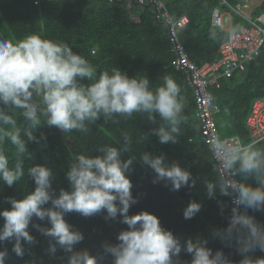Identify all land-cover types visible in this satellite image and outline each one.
<instances>
[{"label": "clouds", "instance_id": "9594fccd", "mask_svg": "<svg viewBox=\"0 0 264 264\" xmlns=\"http://www.w3.org/2000/svg\"><path fill=\"white\" fill-rule=\"evenodd\" d=\"M240 27L232 26L226 39ZM210 36L215 38V32L210 30ZM161 81L153 86L147 76L130 77L119 67L98 71L69 44L35 33L15 42L0 40V182L12 187L27 175L35 185L20 199L5 198L10 207L0 209V245L12 243L11 251L23 258L26 245L38 243L31 225L47 238L49 257L62 253V264H264V257L254 256L264 252V223L250 214L264 212V147L256 140L229 142L217 135L208 142L215 176L202 180L204 191L209 199H217L221 215L229 204L218 197L230 198L226 223L211 229V238L222 248L213 250L200 235L182 240L148 210L130 214L138 203L130 179L137 160L153 173L152 183L163 182L173 192L194 188L200 179L163 152L135 154L136 146L147 142L150 134L160 144H176L182 134L181 87L171 76ZM136 114L152 125L149 132L134 139L122 130L115 145H101L96 154L75 155L65 172L68 189L53 188L55 174L48 164L26 163L33 160L29 142L46 146L47 135L39 131L44 126L64 134H87L89 125L100 118L117 122V117L128 120ZM201 207V202L190 200L184 219L196 216ZM70 213L84 218L104 213L105 221L126 227L115 242L105 240L92 253L78 247L85 235L66 220ZM225 248L234 249L241 259H231ZM8 256L7 247L0 248V264H6ZM27 264L37 261L33 258Z\"/></svg>", "mask_w": 264, "mask_h": 264}, {"label": "trees", "instance_id": "16d2710c", "mask_svg": "<svg viewBox=\"0 0 264 264\" xmlns=\"http://www.w3.org/2000/svg\"><path fill=\"white\" fill-rule=\"evenodd\" d=\"M230 6L241 4L242 0H226ZM165 7L174 18L185 16L187 23L180 29L181 42L194 63L201 65L219 58L220 44L226 39V32L234 25H246L245 20L232 11L220 0H163ZM127 0H51L34 4L32 0H0V40L17 41L28 34H38L44 38L65 42L73 51L84 56L98 71L119 67L130 77L147 76L153 86L160 84L165 75L171 76L181 87L185 99L182 134L176 144H160L155 135L136 146V155L141 151L163 152L169 160H175L182 167L188 168L194 177H200L194 188H181L171 191L163 182L152 183L153 173L142 167L137 160L130 175L133 182V195L138 203L130 208V214L148 210L158 216L163 227L173 231L182 240L197 235L209 240V247L222 248L218 240L211 238V229L226 223L225 216L230 211V198L219 196L218 199L229 204L225 215L220 214L217 199H209L204 191L202 180L213 179L214 163L210 153L202 145L199 121L194 115L195 103L191 87L184 75L175 68V54L167 38V26L156 19L151 6H134L132 13L127 9ZM220 7L230 14L227 28L211 23L212 11ZM264 12V0H260L251 11L257 17ZM240 27V28H241ZM215 32V38L210 36ZM94 50V52H92ZM213 102L219 106L215 122L221 136H238L241 142L252 140L245 125L254 100L264 98V48L246 64L242 71H234L230 76L218 78L217 83L209 87ZM117 122L105 123L103 118L89 125V132L82 134L73 131L62 133L55 127H42L47 135L46 146L41 147L29 142V151L33 160L26 163L48 164L54 171L53 188L68 189L65 172L73 157L78 154H96L95 150L104 144L115 145L122 130L129 131L133 138L149 132L152 125L139 114L128 120L117 117ZM39 131L37 135H39ZM264 147V139L258 141ZM10 147V146H5ZM129 154H125V157ZM35 187L32 179L25 175L23 182L8 187L0 182V209L10 207L6 197L22 198ZM190 200L202 203L199 213L191 219H184L183 209ZM256 219L264 223V212H255ZM66 220L79 228L85 235L80 248H87L96 253L105 240L115 242L116 235L126 227L117 221H105L104 213L84 218L70 213ZM37 223H43L36 221ZM3 221L0 219V224ZM29 230L38 243L26 245L23 258L16 257L11 251L12 243L6 242L0 248L7 247L9 256L6 264H27L35 258L37 264H62L57 252L56 259L49 257L45 250L47 238L40 235L30 225ZM234 261L241 259L234 249H224ZM183 259L190 256L182 253ZM255 257H264V252L257 251Z\"/></svg>", "mask_w": 264, "mask_h": 264}, {"label": "built area", "instance_id": "2783aa9c", "mask_svg": "<svg viewBox=\"0 0 264 264\" xmlns=\"http://www.w3.org/2000/svg\"><path fill=\"white\" fill-rule=\"evenodd\" d=\"M32 1L34 4H40L51 0ZM129 1L139 8L151 6L154 17L162 20L167 26V38L171 51L175 54L173 64L184 75L192 90L195 103L194 115L199 121L202 145L209 152L208 142L217 135L229 142H241L238 136H221L219 133L215 122V114L219 111V106L213 102L209 87L216 84L218 78L222 76H230L234 71L244 70L246 64L264 48V12L253 17L251 13L247 15L240 4L233 7L226 0H220L221 5H227L232 11L239 14L245 20L246 25L242 26L236 35L225 39L220 44L218 59L198 65L189 59L180 39L179 31L187 23L185 16L174 18L165 7L163 0ZM224 14L230 16L228 11H222L220 7H215L212 11L211 23L214 26L225 28ZM245 125L252 140L258 142L264 139V98L253 101ZM210 159L215 164L211 154Z\"/></svg>", "mask_w": 264, "mask_h": 264}, {"label": "rangeland", "instance_id": "374dc122", "mask_svg": "<svg viewBox=\"0 0 264 264\" xmlns=\"http://www.w3.org/2000/svg\"><path fill=\"white\" fill-rule=\"evenodd\" d=\"M260 0H242L240 6H242V10L247 14L250 15L252 9L256 6V4ZM225 20V19H224Z\"/></svg>", "mask_w": 264, "mask_h": 264}, {"label": "crops", "instance_id": "0c3cea01", "mask_svg": "<svg viewBox=\"0 0 264 264\" xmlns=\"http://www.w3.org/2000/svg\"><path fill=\"white\" fill-rule=\"evenodd\" d=\"M127 1H129V0H127ZM133 5L130 1H129V4H127V9L129 10L130 13H132L131 11H132V9H134L135 5L134 6ZM224 19H225V28H227L230 24V16L227 14H224ZM225 136H233V135H225Z\"/></svg>", "mask_w": 264, "mask_h": 264}]
</instances>
